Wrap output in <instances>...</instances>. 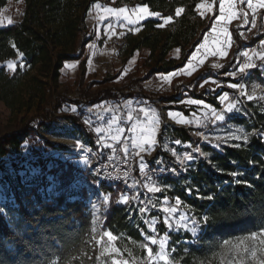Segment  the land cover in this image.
I'll use <instances>...</instances> for the list:
<instances>
[{
	"label": "trees",
	"instance_id": "trees-1",
	"mask_svg": "<svg viewBox=\"0 0 264 264\" xmlns=\"http://www.w3.org/2000/svg\"><path fill=\"white\" fill-rule=\"evenodd\" d=\"M7 2L0 0V11ZM23 2L25 9L22 19L0 26V62L20 57L18 53H23L15 72L0 65V101L12 111V128L0 135V169L7 163L14 166L28 157L35 158L46 169L45 149L49 148L52 152L64 149V146L49 140L44 133L47 123L63 112V106L77 105L82 109L85 105L92 106L106 100L134 98L143 92L140 86L142 79L138 77L129 78L114 87L104 86L106 81L85 79L86 59L82 57L86 45L92 40L91 36H87L86 20L89 10L96 3L114 7L147 3L162 16L173 17L172 22L164 28L156 27L162 22L159 18L143 21L142 30L127 34L120 46L125 59L137 50L149 48L151 53L148 59L155 60L154 73H167L181 67L211 26V21L207 17L202 18L195 10L200 0ZM178 7H183L185 11L177 17L175 9ZM235 38L237 51L242 47H251L262 39L254 37L251 44L244 45L238 36L235 35ZM175 47L182 49L179 60L167 58ZM80 59L82 61L75 85L66 86L60 81L64 64ZM21 63L24 67H19ZM231 66L232 63H228L224 71H228ZM199 82L201 78L196 86ZM193 93L198 99L210 103L214 101L205 87L195 89ZM170 100L162 98V101ZM64 115L75 126L87 130L79 116ZM254 128L256 133L247 144L241 142L240 147L222 146V150H216L202 142L203 149L209 152V158L198 160L195 168L182 177L186 185L176 186L171 194L180 196L197 217H209L207 227L196 238L190 233H170L169 246L175 247L173 258L179 264L208 262L219 253L223 241L264 228V113L255 111ZM175 133L184 141L193 140L190 128L179 127ZM232 171L243 173L236 177L241 183H235L232 176L224 174ZM63 173L69 177V183L73 178L72 166ZM186 188L193 189L190 195ZM104 189L110 191L112 188L105 185ZM198 195H211L214 198L198 199ZM33 196L35 200L31 198ZM15 197L18 215L13 216L11 222L0 210V264H49L50 259L67 263L91 232V216L85 202L70 199L66 192L43 199L38 189L32 191L28 202L20 189H15ZM11 212L12 209L8 213L11 215ZM106 225L114 234L124 235L126 241L136 242L132 245L145 242L141 228L129 224L125 206L113 203ZM142 229L147 232L146 228ZM125 249L131 250L130 246ZM140 253L144 259L145 251L140 249Z\"/></svg>",
	"mask_w": 264,
	"mask_h": 264
},
{
	"label": "snow or ice",
	"instance_id": "snow-or-ice-1",
	"mask_svg": "<svg viewBox=\"0 0 264 264\" xmlns=\"http://www.w3.org/2000/svg\"><path fill=\"white\" fill-rule=\"evenodd\" d=\"M96 8V17L100 24L104 27V34L110 40L113 36L122 37L125 35V31L138 33L142 30V21L149 18L155 17L159 18L162 22L158 23L156 27L164 28L170 22H172L173 17L162 16L160 12L153 11L147 3H142L136 5L132 8L127 6L122 7H111L102 6L100 3L94 5ZM196 12L203 18L205 16L211 21V26L209 31H207L203 36V41L199 43L195 50L191 53V56L187 59V63L176 71L169 72L167 74H158V78L162 83L171 84L173 77L179 75L191 76L193 72L197 70L199 66H202L208 57H214L219 59L226 58L229 54V49H231L233 41V31H238L244 25L249 23V15L252 16V27L256 26V16L259 14L260 10H264V0H200L199 3L195 5ZM91 11V9L89 10ZM185 9L183 7H178L175 9V15L180 16ZM7 24H12L13 20L8 17L5 18ZM5 19H0V25L5 23ZM104 21H110L104 24ZM239 22V23H234ZM230 26H232V31H230ZM117 27L121 29L117 32ZM251 31V29H249ZM96 36L100 37V27L96 28ZM240 36L245 40L247 37L244 32H240ZM95 43H90L87 47L92 50L95 48ZM12 47H16L15 44ZM176 55L179 56V49H176ZM20 57H23V53H18ZM243 57V61H241ZM236 64L233 65L234 70L226 73V75L236 78L238 75H242L246 78L249 75V70L251 69H264V40L259 42V46L245 48L240 51L236 56ZM257 61L260 64H257ZM132 62V61H130ZM89 65H91L92 60L89 58ZM238 65V66H237ZM66 67H75V65H65ZM19 67H24L23 63ZM215 69L223 68L224 65L215 62L212 64ZM7 68L15 72L17 70V64L15 62L9 61L7 63ZM127 69H125L124 75L127 74ZM119 79V78H118ZM213 83L217 84L215 80H205L200 87H204V84ZM231 89L239 90L240 96H245L247 100L253 101L257 99L255 95V89L258 85H254L253 94H248L246 87L242 83H229L227 85ZM217 87H220L217 84ZM209 91H215V89H210ZM216 99L222 106L220 110L207 104L202 99L188 98L186 100L180 101V103L187 105H195L201 110V115H197L195 112L191 113L193 119H188L180 112L169 111L167 116L169 119L175 121L178 124L185 125H195L200 127L202 125L206 126V121H210L212 124H217L226 121V116L233 114L234 112H239L238 101L230 99L228 92H223L219 94ZM260 100H264V96L259 97ZM133 103L137 104V107L133 108ZM101 105H94L92 108L88 109V115L85 116L83 123L88 126H92L94 123L104 120L107 127H94L93 131L97 134L98 138L94 143L100 149L101 155L104 149H110L112 155L108 159H114L116 155V147L120 146V151L124 156V163H127L130 158H139L138 169L140 176L144 177V182L141 184L140 181L133 178L131 184L126 183L127 188H143L146 193L150 194H160L167 193L171 185L162 184L159 182V175L164 174L166 171H170L173 175H177L175 168L165 169L163 167V160L161 157H157L155 164L158 166L156 169L151 170V174L148 172L149 165L144 159V154L151 156L152 152L158 146L157 134L160 131V114L155 108H150L144 105L143 101L125 100L123 107L127 109L126 113L121 115L119 113L120 105L111 106L104 108V111L109 113L108 118L99 117V113L96 109L101 108ZM61 111H71L73 113L77 112V106L75 105H65L61 108ZM95 117V119H93ZM126 125V126H122ZM239 133V134H238ZM198 135L205 143L216 150H220L222 146H235L240 147L237 144H231L232 141H242L247 144L249 141V134L245 132L243 127L237 128L235 132L229 130L225 135H205L203 132H197ZM264 142V140H262ZM175 145H181V140L177 139L174 141ZM165 151H170L171 155L175 157V160L180 164L181 171L187 172L188 168L183 167L186 164H190L195 161L193 153H196L199 157H206L208 154L201 151L200 147L197 146L192 148L191 142L185 144V147L192 149L191 152H185L183 155H178L175 148L169 149L168 142H165L162 146ZM74 150L80 153H87L90 149L85 148L84 144L77 138L73 146ZM81 163L85 165L90 164L89 157L85 154L82 157ZM232 176L235 179V183L239 184L241 181L236 179L238 175H242V172L232 171L229 173H224ZM130 173L125 171L122 175H117L112 177L115 180L123 179L127 182ZM96 178L91 182L92 184L98 186L101 179L111 176L110 173H105L104 177L100 176V169L95 170ZM248 183V182H244ZM251 186V185H249ZM186 192L190 195L193 189L186 188ZM199 190L197 189V192ZM198 199H213L214 197L209 196H197ZM130 202L134 205H141L138 207V213L141 217H144L149 211V205L152 208L157 209V211L163 213V224L165 225L166 231L163 234L157 232V218L153 217L151 219H143V224L146 226L148 232L151 235L145 234L144 229H140L141 236L144 243H139L137 246L143 249L146 256L143 261H138L137 257L132 255L130 249H125L128 256L131 257V264H174L172 259V254L176 251L173 246L169 249L170 244V233L172 231L185 233H190L193 238H196L198 234L207 227L209 223V217L203 216L199 219L195 215H190V209L181 200L180 196H175L174 204L170 203L169 197L164 195L159 201V208L157 205L148 200L141 199L140 192H136L135 195L129 197L128 194L123 193L119 196L116 201L118 204L128 205ZM101 203L107 207L110 203V194L103 195ZM184 205L185 211H180L181 206ZM98 204H91V208L99 211ZM177 213H179L177 215ZM129 215H132L131 210ZM92 220V232H97V223L100 220L99 216L93 213ZM120 236L115 235L112 230H105L99 233V238L93 236L95 243L100 246L99 255L97 260L100 264H105L108 261L109 264H130L129 259H125L121 248L117 246V241ZM129 239H131L129 237ZM191 242V241H189ZM133 243H136L133 241ZM151 245V246H150ZM222 253V264H264V228L258 231H252L246 235H243L237 242H231L229 240L223 241ZM156 250L154 252L153 247ZM227 255L230 258L225 262L223 257ZM103 258V259H102ZM49 264H60L59 260H49Z\"/></svg>",
	"mask_w": 264,
	"mask_h": 264
},
{
	"label": "rangeland",
	"instance_id": "rangeland-1",
	"mask_svg": "<svg viewBox=\"0 0 264 264\" xmlns=\"http://www.w3.org/2000/svg\"><path fill=\"white\" fill-rule=\"evenodd\" d=\"M98 3H100L102 6L114 7L111 4H104L102 2ZM125 6L129 8L134 7L128 5ZM24 9L25 4L23 0H8L6 6H4L0 11V19L10 17L13 20V23L19 22L23 17ZM95 17L96 8L93 6L91 11H89L86 25L87 36L92 37V40L88 44L95 43L96 46L92 50L87 47L88 44L85 47V52L83 55V57L86 58L85 79L88 81L95 80L98 82L106 81L104 86L114 87L132 77L145 78L140 84L141 88L143 89V92L140 94V96L127 99L121 98L117 101L106 100L95 104L102 106L101 108L96 109V112L99 113V117L105 119L108 118L109 113L104 111V108L116 105H120L119 113L123 115L127 111V109L123 107L125 100L131 99L134 101H143L145 106L155 108L160 114L161 124L160 131L157 134L158 140L161 134L162 124L165 121L163 117V111L166 112V116L169 111L180 112L183 113V115L188 119H193L191 113L195 112L203 119L201 110L198 109L197 106L180 103V101L186 100L188 98L197 99L194 97L193 91L195 89L201 90L202 87L196 86L197 80L201 78L202 82L200 83V85L203 84L205 80H215L217 84L220 85V87H217V84L213 83L204 84V87L207 88V93L211 98L214 99V101H212L211 103L204 100L207 104H210L213 107H216L217 110H220L222 106L219 104L216 97L223 92H228L230 99L237 100L239 102L238 107L240 111L229 114L228 116H226L225 122H220L217 124H212L210 121H206V126L202 125L200 127H197L195 125L179 124L180 126L190 128L193 140L189 142H191L192 148L197 147L200 142L208 145L198 135H196L197 132H203L205 135L209 136H223L229 130L235 132L237 128L243 127L245 129V132L249 134V140L256 133L257 130L254 128L255 111L264 113V100L259 99L260 96H264V69H251L249 70V75L246 78H244L242 75H238L236 78H233L226 75V73L234 70L233 65L236 64L235 58L237 54L245 48H249L242 47L239 51H237L238 48H236L237 42L235 40V35L240 38L244 45L251 44L250 41L254 37H261V40H264V10H260L259 14L256 16V26L254 28L252 27L251 23L252 16L249 15V23L244 25L238 31H233L234 43L231 49H229V54L226 58L218 60L217 58L211 57V59L206 63L207 66L205 70L198 72L195 77L193 76L195 75V73H193L191 76L179 75L180 77L176 76L172 78L171 84L162 83V81L158 78V74L163 73L150 72L151 66H155V60L150 61L148 58L146 59L141 51H137L134 58L125 60L124 54L120 49L122 41L127 34L136 33L124 30V36H113L109 40L108 37L104 34L103 25L100 24V22L95 19ZM207 20L209 21L208 17ZM109 22L110 21H104V24H107ZM7 25L9 24L6 23L5 19V23L0 26L4 27ZM97 26L100 27L99 38H97L96 36ZM249 29H251V31H249ZM116 30L117 32L121 31L119 27H117ZM230 31H232V26H230ZM240 32H244L245 36L247 37L246 40L240 36ZM89 58H91L92 60L91 65H89L88 63ZM20 60V57L9 58L5 61H1L0 65H5L7 67V63L9 61L15 62L18 65ZM241 61H243V57H241ZM215 62L223 64L224 67L220 69L213 68L212 64ZM79 63V60L66 63L65 65L71 64L75 65V67H66L64 65L63 69L61 70L60 81L66 86L75 85L79 74ZM228 63H232V66L228 71H224L225 66ZM257 64L259 65L260 62L257 61ZM125 69L128 70L126 75H124ZM192 77L194 78L192 79ZM229 83L244 84L248 94L250 95L253 94L254 85H258V87H256L255 89V95L257 96V99L253 101L247 100L245 96L239 95V90L229 88L227 86ZM210 89H215V91H209ZM163 97H165L166 99L171 98L170 102L162 101L161 98ZM93 106L94 105H85L82 107V109H79V107L77 106L76 113H73L71 111H63L51 122L47 123V130L44 131L45 136L56 144L64 146V149H60L54 152H52V150H50L49 148L45 149L44 156L46 158V169H44L42 164L33 157H28L27 159L16 163V165L14 166L12 165V163H7L4 168L0 169V210L7 216V219L10 222L13 216L16 217L18 215L16 211V209L18 208V204L16 202L15 189L21 190L22 196L24 197L26 202L30 200V194H32V191L34 189H38V192L43 199H50L60 192H66L68 197L72 200H83L87 205V212L91 216V229L93 227V213L96 216L100 217V220L96 225L98 231L94 233L91 230L85 243L75 252V254L68 260V262L64 264H100V261L97 260L100 246L95 243V240H93V236H96V238L98 239L100 232L110 230L106 225L108 212L112 204L116 203V201L119 199V196L124 193V187L119 183L113 184L112 182L103 179H101L98 186L91 183L96 178L95 170L97 168L100 169L101 177L104 174V169L100 165V162L112 155V151L110 149H104L103 154L101 155L100 149L94 143L98 136L93 131V128L97 126L107 127V124L104 122V120L94 123L92 126H88L83 123L85 116L88 115L87 110L92 108ZM132 107H137V104L133 103ZM64 114H75L79 116L81 123L87 127V130L84 131L83 129L75 126L68 119H66ZM11 117L12 111L5 105L4 102L0 101V135L12 128V123H10ZM167 118L169 119L168 116ZM93 119H95V117H93ZM89 134H91V136ZM77 138L84 144L85 148L90 149V151H88L87 153H80L75 151L73 146ZM241 142L242 141H232L230 143L240 144ZM95 149L99 150L101 157L99 158V163L97 165H92V151ZM200 149L208 155L206 157H199L196 153H193L195 161L183 166L188 168V171L186 173L181 171L182 166L180 164L174 167L176 169V172L180 174V176H187L188 172L195 168L198 160L209 158V152L205 151L202 146L200 147ZM220 150H222V147L220 148ZM191 151L192 149L187 148L185 151H183V153ZM119 153H121L120 146L117 145L116 155H118ZM183 153L179 152L180 155H182ZM85 154L89 157V165L81 163L82 157ZM146 156L147 154H144V159L146 158ZM138 162L139 158H137L136 163L137 172H139ZM69 166H72L73 178L71 181H69V183H67V179L69 177H65L63 172ZM54 169H56V171H53ZM105 185L110 186L112 189L110 191H106L104 189ZM138 188L139 187H137V189ZM105 194H110V203L107 207H105L101 203L103 195ZM128 195L132 196L135 194ZM153 195L156 194H149L146 197L147 200H145V203H147L148 200H152ZM166 195L169 197L170 203L174 204L175 197L171 194ZM31 198L35 200L34 196ZM91 204H98L100 206L99 211L92 209ZM119 205L124 206V204ZM188 208L191 210L189 214L195 215L191 207L188 206ZM10 209H12L11 215L8 213ZM180 211H185L184 205L181 206ZM178 214L179 213H177V215ZM153 217L157 218L158 221L156 225L157 232L159 234H163L166 231L165 225L163 224V213L156 210L155 214L152 213L150 219ZM197 219H199V217H197ZM171 233L178 234L185 232L172 231ZM145 234L151 235L152 233L147 231L145 232ZM118 236H120V239L116 242L117 246L121 248L124 258L129 259L130 264L131 257H129L128 253L124 251L127 246H130L132 255L134 257H137L138 261L144 260L141 256L140 249L137 244L132 245L133 243L131 242V240L126 241L124 235ZM240 238L241 237H238L230 241L234 243L237 242ZM152 247L155 252V246ZM223 247L224 245L222 246L219 253H217L211 260L202 264H222V256L220 254L222 253ZM169 249H171L170 246ZM229 258V256L225 255L223 257V260L226 262ZM172 259L174 261V264H179V262L173 258V254ZM105 264H109V262L105 261Z\"/></svg>",
	"mask_w": 264,
	"mask_h": 264
},
{
	"label": "built area",
	"instance_id": "built-area-1",
	"mask_svg": "<svg viewBox=\"0 0 264 264\" xmlns=\"http://www.w3.org/2000/svg\"><path fill=\"white\" fill-rule=\"evenodd\" d=\"M261 40L255 42L251 47H258L259 42ZM251 43V41H250ZM250 48V47H249ZM163 117L165 121L162 124V129H161V134L160 137L158 138V146L155 149V151L152 152L151 156L147 155L145 158V161L148 163L149 168L148 172L151 174L152 169H156L158 166L154 163L157 157H161L163 160V167L165 169H172L175 166L178 165V163L175 160V157L171 155L170 151H165L162 149V145L165 142H168L169 149L175 148L176 152L178 155L179 152L185 151L187 147H185V144L189 143V141H184L180 137H178L175 133V129L179 127H184L180 126L179 124L175 123L174 121H171L167 118L166 112L163 111ZM181 140V145L177 146L175 145L174 141L175 140ZM199 147L202 146V142L198 144ZM183 155V154H182ZM181 155V156H182ZM100 152L99 150L95 149L92 151V165H97L99 163V158H100ZM136 163H137V158H130L127 163H124V156L123 153H119L118 155H115L114 159H108L106 158L105 160L100 162V165L104 169V174L102 177L105 176V173H110L111 176L103 178V180H107L112 182L113 184L119 183L122 184L124 187V193L126 194H136V192H140L141 194V199L147 200V196L150 193H146V191L143 188H127V184H131L133 181V178L140 181L142 184L144 182V177L140 176L139 172L136 171ZM125 171H128L130 173L127 182H125L123 179L121 180H115L112 177H115L117 175H120L122 177L123 173ZM186 176V175H184ZM180 174L173 175L170 171H166L164 174L159 175V182L162 184H167L171 185L170 190L167 193H160L152 196V200L158 208L159 201L161 198L166 195V194H173L176 186H185L186 182H182V177ZM196 190V188H195ZM133 196V195H132ZM131 198V196L129 195ZM126 209V214H127V220L130 225L138 227V228H146V226L143 224V219H150V216L152 213L155 214L156 210L155 208H152L151 205H149V211L148 213L145 214L144 217H141L138 213V207L141 205H134L130 202L128 205H124ZM131 210L132 215H129V211ZM147 229V228H146ZM148 231V230H147Z\"/></svg>",
	"mask_w": 264,
	"mask_h": 264
},
{
	"label": "crops",
	"instance_id": "crops-1",
	"mask_svg": "<svg viewBox=\"0 0 264 264\" xmlns=\"http://www.w3.org/2000/svg\"><path fill=\"white\" fill-rule=\"evenodd\" d=\"M210 29V28H209ZM209 31V30H208ZM236 40V39H235ZM203 41V38H202V40L200 41V43ZM236 42H237V40H236ZM237 45V44H236ZM196 48V47H195ZM176 49H179L180 50V52H179V56L177 57V55H176ZM195 50V49H194ZM193 50V51H194ZM137 51H141L142 53H143V56L147 59L148 57H149V55H150V53H151V50L149 49V48H142L141 50H137ZM136 51V52H137ZM192 51V52H193ZM84 52H85V50H84ZM135 52V53H136ZM191 52V53H192ZM135 53L131 56V57H129V58H134L135 57ZM191 53L189 54V56L187 57V59L191 56ZM84 55V54H83ZM181 57H182V49L180 48V47H175V48H173L170 52H169V54L167 55V58H176V59H181ZM129 58H127V59H125V60H128ZM82 59H86L85 57H82ZM82 59H80L79 61H80V63H81V61H82ZM187 59L185 60V62H184V64L181 66V67H179V68H182L186 63H187ZM211 59V56L210 57H208L206 60H205V62H204V64L202 65V66H199L198 68H197V70L195 71V72H193V73H195V75H193L194 77L196 76V74H198V72H201V71H203V70H205V68H206V63L209 61ZM73 61H77V60H73ZM73 61H67L66 63H69V62H73ZM65 63V64H66ZM80 63H79V71H80ZM64 64V65H65ZM155 66H151V69H150V72L152 73V70H153V68H154ZM179 68H177V69H179ZM63 69V68H62ZM177 69H175V70H172V71H176ZM172 71H170V72H172ZM154 73V72H153ZM156 73H161V72H156ZM167 73H169V72H167ZM167 73H163V74H167ZM180 77V76H179ZM194 77H192V79L194 78ZM174 78V77H173ZM142 79V81L145 79V78H141ZM147 79V78H146ZM200 79V78H199ZM141 81V82H142ZM198 81V80H197ZM141 82H140V84H141ZM202 82V81H201ZM201 82H199V84L197 85V87H200V83ZM197 83V82H196ZM202 88H204V87H202ZM201 88V89H202ZM193 95H194V93H193ZM162 97V96H161ZM195 97V96H194ZM163 98H165V97H163ZM196 98V97H195ZM198 99V98H197ZM161 100H162V98H161ZM203 100V99H202ZM167 102H170V101H167ZM122 153V152H121Z\"/></svg>",
	"mask_w": 264,
	"mask_h": 264
}]
</instances>
